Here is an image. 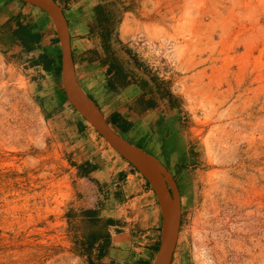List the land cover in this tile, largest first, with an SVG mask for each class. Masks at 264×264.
Wrapping results in <instances>:
<instances>
[{
  "label": "rangeland",
  "instance_id": "374dc122",
  "mask_svg": "<svg viewBox=\"0 0 264 264\" xmlns=\"http://www.w3.org/2000/svg\"><path fill=\"white\" fill-rule=\"evenodd\" d=\"M152 1L166 22L137 23L128 43L177 95L188 137L181 158L175 140L177 156L159 159L181 202L171 264H264V0ZM50 90L0 25V264L97 259L91 189L68 168L80 142L69 116L94 131L91 155L119 154Z\"/></svg>",
  "mask_w": 264,
  "mask_h": 264
},
{
  "label": "crops",
  "instance_id": "0c3cea01",
  "mask_svg": "<svg viewBox=\"0 0 264 264\" xmlns=\"http://www.w3.org/2000/svg\"><path fill=\"white\" fill-rule=\"evenodd\" d=\"M55 1L67 23L77 81L108 125L158 159L177 156L175 148L169 149L174 136L183 147L181 158L188 137L176 116L179 99L169 95V87L154 78L128 43L137 23L166 22L161 10L152 0ZM0 25L6 26L13 47L28 56L32 71L51 89V105L71 107L63 100L60 38L47 13L20 0H0ZM69 118L74 120L69 130L80 142L67 149L68 168L90 187L96 205L91 206L92 216L101 228L91 240L97 251L94 264H152L163 232L154 190L121 155H91L94 131L79 117Z\"/></svg>",
  "mask_w": 264,
  "mask_h": 264
},
{
  "label": "water",
  "instance_id": "95a60500",
  "mask_svg": "<svg viewBox=\"0 0 264 264\" xmlns=\"http://www.w3.org/2000/svg\"><path fill=\"white\" fill-rule=\"evenodd\" d=\"M20 1L44 10L57 29L61 49L62 89L69 104L97 131L112 149L139 171L154 190L162 210L163 232L160 247L152 264H171L181 224V202L175 178L158 158L117 134L100 115L97 107L83 91L75 76L67 23L62 9L56 1ZM90 106L97 109L99 118L91 112Z\"/></svg>",
  "mask_w": 264,
  "mask_h": 264
},
{
  "label": "bare ground",
  "instance_id": "6f19581e",
  "mask_svg": "<svg viewBox=\"0 0 264 264\" xmlns=\"http://www.w3.org/2000/svg\"><path fill=\"white\" fill-rule=\"evenodd\" d=\"M187 17H188V16H187ZM155 29H157V28H155ZM158 30H159V29H158ZM158 30H157V31H158ZM157 31H156V32H157ZM157 33H158V32H157ZM182 34H183V33H182ZM89 109L91 110V112H92L96 117L99 118V114H98V112H96V111H94L93 109H91V107H89ZM175 140H177V139H176V137H174V136L170 138V141H175ZM198 218H199V217H198Z\"/></svg>",
  "mask_w": 264,
  "mask_h": 264
},
{
  "label": "trees",
  "instance_id": "16d2710c",
  "mask_svg": "<svg viewBox=\"0 0 264 264\" xmlns=\"http://www.w3.org/2000/svg\"><path fill=\"white\" fill-rule=\"evenodd\" d=\"M63 98H64L63 100L67 102V99H66L65 95H63ZM134 169H135V168H134ZM147 184H148V182H147ZM148 185H149V184H148Z\"/></svg>",
  "mask_w": 264,
  "mask_h": 264
}]
</instances>
